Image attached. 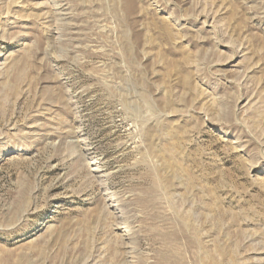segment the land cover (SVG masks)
<instances>
[{"label": "rangeland", "instance_id": "obj_1", "mask_svg": "<svg viewBox=\"0 0 264 264\" xmlns=\"http://www.w3.org/2000/svg\"><path fill=\"white\" fill-rule=\"evenodd\" d=\"M0 264H264V0H0Z\"/></svg>", "mask_w": 264, "mask_h": 264}, {"label": "bare ground", "instance_id": "obj_2", "mask_svg": "<svg viewBox=\"0 0 264 264\" xmlns=\"http://www.w3.org/2000/svg\"><path fill=\"white\" fill-rule=\"evenodd\" d=\"M125 231V230H124ZM126 232V231H125ZM121 235V234H120Z\"/></svg>", "mask_w": 264, "mask_h": 264}]
</instances>
